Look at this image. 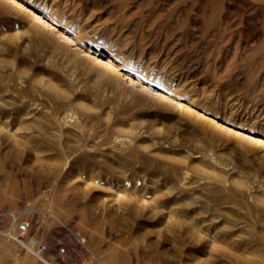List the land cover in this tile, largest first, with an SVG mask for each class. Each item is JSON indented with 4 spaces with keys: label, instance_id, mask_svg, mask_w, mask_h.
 I'll use <instances>...</instances> for the list:
<instances>
[{
    "label": "rangeland",
    "instance_id": "374dc122",
    "mask_svg": "<svg viewBox=\"0 0 264 264\" xmlns=\"http://www.w3.org/2000/svg\"><path fill=\"white\" fill-rule=\"evenodd\" d=\"M10 213L46 256L264 264V0H0Z\"/></svg>",
    "mask_w": 264,
    "mask_h": 264
},
{
    "label": "built area",
    "instance_id": "2783aa9c",
    "mask_svg": "<svg viewBox=\"0 0 264 264\" xmlns=\"http://www.w3.org/2000/svg\"><path fill=\"white\" fill-rule=\"evenodd\" d=\"M0 234L6 236L21 249L30 251L38 257L43 264H87L85 260L71 261L67 257V251L63 246L58 245L56 255L46 256L47 246L37 236L29 231V223L22 220L15 213H10V223L5 231Z\"/></svg>",
    "mask_w": 264,
    "mask_h": 264
},
{
    "label": "bare ground",
    "instance_id": "6f19581e",
    "mask_svg": "<svg viewBox=\"0 0 264 264\" xmlns=\"http://www.w3.org/2000/svg\"><path fill=\"white\" fill-rule=\"evenodd\" d=\"M40 83H41V81H39ZM45 86L50 90V91H52V92H59V94H60V92H62L61 91V89L56 85V84H54V83H52V82H46V84H45ZM44 86V87H45ZM64 96V95H63ZM3 129V128H2ZM40 152V151H39ZM55 160V159H54ZM182 162V161H181ZM185 162V161H184ZM64 164L62 165V167L63 168H66L67 166H68V164L70 163L69 161H68V159H66L65 160V162H63ZM216 163V162H215ZM213 168V167H212ZM199 169V168H198ZM197 170V169H196ZM200 170H202L201 168H200ZM206 170V169H205ZM212 170V169H211ZM211 170H209V171H211ZM215 170V169H214ZM62 171V170H61ZM208 171V172H209ZM213 171V170H212ZM216 171V170H215ZM214 171V172H215ZM207 172V173H208ZM220 172V171H219ZM201 173V172H200ZM205 173V172H204ZM213 173V172H212ZM218 173V172H217ZM60 174V173H59ZM67 174V173H66ZM206 174V173H205ZM204 174V175H205ZM209 174H210V172H209ZM214 174V173H213ZM222 174V173H221ZM221 177L222 176H220V175H218V174H215L214 175V179H217L218 181H221V185H222V182L224 183V180H222L221 179ZM202 178H204V177H202ZM209 178H210V176H209ZM208 178V179H209ZM212 178V177H211ZM206 179V178H205ZM56 180V179H55ZM227 180V179H226ZM238 181H239V179H237ZM237 180H235V181H237ZM213 181V180H212ZM238 181H237V183H238ZM241 181V180H240ZM239 181V182H240ZM215 182H217V181H215ZM242 182V181H241ZM240 182V183H241ZM232 183V182H231ZM243 184H245V183H243ZM247 185V184H246ZM49 188V187H48ZM245 189V188H244ZM249 189V188H248ZM248 189H246V190H248ZM52 188H49L48 190H44V191H42L40 194H39V197H37V200L39 201V200H45L46 198H52L53 197V195H55V194H52ZM54 191V190H53ZM249 194V193H248ZM54 197H56V196H54ZM245 199V198H244ZM260 199H262V198H260ZM54 200V199H53ZM37 202V201H36ZM48 202V201H47ZM46 202V203H47ZM55 202H56V199H55ZM54 202V203H55ZM262 202V201H261ZM53 203V204H54ZM58 203V202H57ZM52 205V204H51ZM101 205V204H100ZM55 207V206H54ZM37 208H40V209H43V210H45V208H43V207H37ZM34 209H36V207H34L33 205L32 206H29V207H27L26 208V210H29V211H33ZM47 211H49V213L50 214H52L53 216H57V214H56V212H54V211H51V210H48V209H46ZM81 242H82V240H80ZM6 243V242H5ZM10 243V242H9ZM2 245V244H1ZM13 251V250H12ZM16 252V251H15ZM28 252H30V251H28ZM27 253V252H26ZM49 254V253H48ZM111 255V254H110ZM126 255V254H125ZM18 256V255H17ZM25 256V255H24ZM115 257V256H114ZM19 258V257H18ZM124 258V257H123ZM115 261H116V259H115ZM119 261V260H118ZM122 262V261H121ZM110 263V262H109ZM118 263V262H117ZM99 264H105L103 261H100L99 262ZM119 264V263H118Z\"/></svg>",
    "mask_w": 264,
    "mask_h": 264
},
{
    "label": "crops",
    "instance_id": "0c3cea01",
    "mask_svg": "<svg viewBox=\"0 0 264 264\" xmlns=\"http://www.w3.org/2000/svg\"><path fill=\"white\" fill-rule=\"evenodd\" d=\"M1 244L2 243L0 242V264H43L39 261L31 262L27 260L24 262L23 256L20 254V250L22 249L19 246L13 248L12 246H4Z\"/></svg>",
    "mask_w": 264,
    "mask_h": 264
}]
</instances>
